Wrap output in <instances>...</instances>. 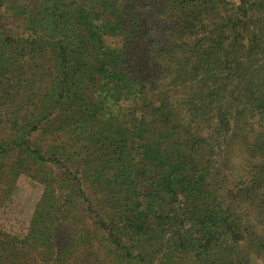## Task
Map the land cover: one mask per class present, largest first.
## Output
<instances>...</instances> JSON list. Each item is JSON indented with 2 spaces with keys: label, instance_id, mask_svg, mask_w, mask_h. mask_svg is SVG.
Segmentation results:
<instances>
[{
  "label": "trees",
  "instance_id": "16d2710c",
  "mask_svg": "<svg viewBox=\"0 0 264 264\" xmlns=\"http://www.w3.org/2000/svg\"><path fill=\"white\" fill-rule=\"evenodd\" d=\"M141 1L0 0V204L44 189L0 264L264 254L259 36L229 0Z\"/></svg>",
  "mask_w": 264,
  "mask_h": 264
},
{
  "label": "rangeland",
  "instance_id": "374dc122",
  "mask_svg": "<svg viewBox=\"0 0 264 264\" xmlns=\"http://www.w3.org/2000/svg\"><path fill=\"white\" fill-rule=\"evenodd\" d=\"M229 3L230 5L241 4L238 16H236L237 21L240 22L238 29L241 30L242 33L255 32L256 37L259 36L256 42L259 49H257V55H255L254 58L259 57L261 52L264 53V7L261 6L264 0H229ZM249 3L251 5L254 3V9L251 12H248ZM140 5L141 11L145 14L147 3L145 0H142ZM246 10L247 12L245 13ZM245 14H247V17ZM262 55L264 56V54ZM262 59L264 58H261V60ZM236 87L238 86L236 85ZM232 159L233 157H229L228 161L224 160V154L218 159V167L221 171L223 170V174L231 171ZM43 191V186H41L37 180H32L27 176H21L9 200L0 204V232L10 236H24L27 233L30 219L42 197ZM89 220L95 222L94 219ZM251 263L264 264V254H252Z\"/></svg>",
  "mask_w": 264,
  "mask_h": 264
}]
</instances>
